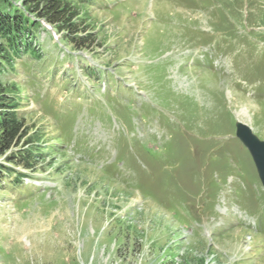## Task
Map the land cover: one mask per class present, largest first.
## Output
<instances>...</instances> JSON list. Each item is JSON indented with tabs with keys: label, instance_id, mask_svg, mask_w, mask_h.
I'll return each instance as SVG.
<instances>
[{
	"label": "rangeland",
	"instance_id": "obj_1",
	"mask_svg": "<svg viewBox=\"0 0 264 264\" xmlns=\"http://www.w3.org/2000/svg\"><path fill=\"white\" fill-rule=\"evenodd\" d=\"M78 6L72 37L41 20L39 55L17 59L24 131L0 153V264H264V236L229 214L264 218L235 137L240 120L264 138V0Z\"/></svg>",
	"mask_w": 264,
	"mask_h": 264
},
{
	"label": "trees",
	"instance_id": "obj_2",
	"mask_svg": "<svg viewBox=\"0 0 264 264\" xmlns=\"http://www.w3.org/2000/svg\"><path fill=\"white\" fill-rule=\"evenodd\" d=\"M84 3L86 0H0V153L16 144L24 131L23 118L16 115L17 102L25 98L26 91L21 79H16L17 59L23 58V53L38 54L32 38L42 25L41 20L65 37H72L69 33L78 29L74 22L82 17L78 5ZM86 38L89 35L83 37ZM19 160L24 166H30L33 153L24 151Z\"/></svg>",
	"mask_w": 264,
	"mask_h": 264
},
{
	"label": "water",
	"instance_id": "obj_3",
	"mask_svg": "<svg viewBox=\"0 0 264 264\" xmlns=\"http://www.w3.org/2000/svg\"><path fill=\"white\" fill-rule=\"evenodd\" d=\"M236 136L250 151L257 172L264 186V141L252 134L250 128L241 122L236 123Z\"/></svg>",
	"mask_w": 264,
	"mask_h": 264
},
{
	"label": "bare ground",
	"instance_id": "obj_4",
	"mask_svg": "<svg viewBox=\"0 0 264 264\" xmlns=\"http://www.w3.org/2000/svg\"><path fill=\"white\" fill-rule=\"evenodd\" d=\"M139 79V78H138ZM183 82L182 81H179V85L182 86ZM114 107V106H113ZM237 111V110H236ZM247 112V109L245 107H242L241 109H239L237 112H236V115H239L240 113L241 114H245ZM246 116V115H245Z\"/></svg>",
	"mask_w": 264,
	"mask_h": 264
}]
</instances>
